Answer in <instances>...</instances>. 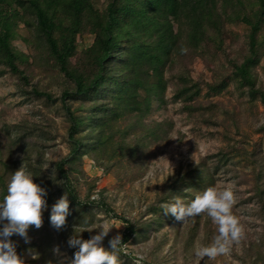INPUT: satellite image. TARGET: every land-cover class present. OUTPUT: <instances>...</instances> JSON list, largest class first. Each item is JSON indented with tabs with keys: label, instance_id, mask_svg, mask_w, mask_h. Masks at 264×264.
Returning <instances> with one entry per match:
<instances>
[{
	"label": "trees",
	"instance_id": "obj_1",
	"mask_svg": "<svg viewBox=\"0 0 264 264\" xmlns=\"http://www.w3.org/2000/svg\"><path fill=\"white\" fill-rule=\"evenodd\" d=\"M235 25L246 29V47L240 60L230 58L227 74L213 75L207 81L194 78L187 64L195 58L216 62L224 43L236 33ZM84 31L93 34L86 46L77 38ZM16 40L25 48L18 47ZM263 55L264 0H0V74L16 78L15 84L25 100L43 98L49 105L59 102L55 109L64 110L68 145L65 155L51 160L58 173L49 175L42 165V148L50 146L47 140L52 135L46 128L49 120L0 123V134L6 138L0 139V200L6 195L12 173L23 161L34 183L46 190V205L55 199L56 192L60 197L65 192L69 195L74 219L67 229L68 238L74 230L79 235L78 225L91 223L92 205L110 210L102 191L97 198L90 197L95 182H90L80 196L81 182L72 172L83 174L77 165L84 156L109 171L111 165L106 162L110 159L127 153L139 155L149 141L167 136L170 119L150 117L166 104L170 82L172 99L182 101L187 114L204 108L200 96L218 95L230 81L248 101L260 100L264 104V88L257 84L255 73ZM28 65L55 77L61 87L59 94L32 82L31 73L25 70ZM166 71L171 72L169 76ZM39 116L46 119L43 112ZM37 143L40 147L35 148ZM16 147L22 151L18 159L13 158ZM32 149H36L34 156ZM212 172L210 166L200 162L188 174H181L166 191L163 204L178 193L188 195L191 189L204 188ZM255 175L258 186L264 179V170L259 168ZM263 185L264 181L259 199L264 218ZM45 211L43 226L28 229L40 234L37 239L22 241L18 234L10 239L18 256L30 252V260L36 264H57L51 253V209ZM148 211L153 214L148 225L163 223L161 205H151ZM118 217L125 222L121 234L125 242L137 228L127 217Z\"/></svg>",
	"mask_w": 264,
	"mask_h": 264
},
{
	"label": "rangeland",
	"instance_id": "obj_2",
	"mask_svg": "<svg viewBox=\"0 0 264 264\" xmlns=\"http://www.w3.org/2000/svg\"><path fill=\"white\" fill-rule=\"evenodd\" d=\"M233 28L236 33L224 43V50L218 52L216 62L195 58L187 64V69L194 78L207 81L211 80L213 75L227 74L230 72V58L240 60L246 47V29L239 25ZM92 37L93 34L84 31L82 36L77 38L86 46L92 41ZM15 44L25 48L20 40H16ZM77 55L72 58L73 61ZM29 65L24 67L26 72L31 73L32 82H36L40 88H47L59 94L61 87L56 83L55 77L38 66ZM170 73L166 71V76ZM255 73L257 84L264 88V55L256 66ZM15 83L14 76L0 74V123L25 119L42 122L49 120L50 126L46 128L51 130L52 135L47 140L50 146L42 148V165L47 174L58 173L51 160L68 152L64 110L55 109L59 102L49 105L43 98L25 100ZM227 87L218 95L200 96L199 100L204 104V108L194 114H187L182 107V101L172 99L173 85L170 82L166 90V104L158 107L150 117L170 119L167 136L149 141L148 146L139 155L127 156V153L110 159L106 162L111 165L109 171H103L102 167L93 163L89 157H83V162L77 165L83 170V174L77 170L72 172L73 175L79 176L80 196L83 197L90 182H95L90 197L97 198L102 191L110 210H105L100 204L92 205L89 214L91 223L78 225L82 239L87 240L97 234L98 230H87L98 228L108 219L114 222L115 227L103 241V246L109 248V240L117 234L121 235L124 230L125 222L118 217L122 215L137 229L122 242L118 253L119 264H196L194 247L211 243L216 235V225L207 215L191 218L182 224L169 214H161L163 223L148 225L147 222L153 216L148 211L149 206L162 205L163 196L179 176L188 174L195 165L202 162L203 166H210L213 171L211 181L202 189H191L188 195L176 194L168 203L180 198L188 204L197 194L209 187L231 188L236 200L232 213L243 226L244 236L238 245L233 246L229 256H219L214 261L206 259V264H264V218L260 207L262 201L259 199V190L262 189L264 179L258 182V186L261 185L258 187V178L255 175L259 168L264 170V104L260 100L248 101L245 95L240 94L233 81H230ZM201 94L204 95V89ZM40 112L44 113L46 119L39 116ZM35 134L38 136L37 131ZM0 139L6 140L2 134ZM35 139L36 137L32 140ZM37 147H40L39 143L35 144V148ZM35 154L36 149H32V155ZM21 155L22 151L16 147L13 158L18 159ZM19 163L20 166L24 164L23 161ZM216 164L218 166L214 169ZM56 193L55 199L46 205L45 213L46 209H52L61 198L58 192ZM73 219L74 213L69 208L66 225L62 229L57 231L49 225L54 236L51 253L57 264H70L78 250V247H70L68 244L71 236L68 238L70 233L67 229L72 226ZM27 235L29 241L40 236L38 232L29 230ZM18 236L22 241L25 240ZM57 248L58 251H55ZM32 255L30 252H24L19 257L24 264H36L30 260ZM201 264L205 262L201 261Z\"/></svg>",
	"mask_w": 264,
	"mask_h": 264
},
{
	"label": "clouds",
	"instance_id": "obj_3",
	"mask_svg": "<svg viewBox=\"0 0 264 264\" xmlns=\"http://www.w3.org/2000/svg\"><path fill=\"white\" fill-rule=\"evenodd\" d=\"M186 53L187 49H181ZM54 175V172H53ZM189 189H185V192ZM46 190L34 183L33 176L25 166L12 173L7 184L6 195L0 200V264H24L16 252V246L10 239L14 234L30 239L27 231L31 226L39 229L43 225V212L46 207L44 196ZM68 194L59 198L52 206L50 223L59 231L66 225L69 214ZM235 195L231 188L209 187L197 194L188 204L180 198L173 203L161 205L165 215L170 214L182 224L200 215H207L216 225V235L211 243L194 247L196 264L207 260H216L219 256H229L233 246L238 245L244 236V228L239 219L233 215ZM115 228L114 222L105 219L96 229L97 234L89 239H82L75 234L68 240L70 247H78L70 264H119L118 253L122 245V237L117 234L109 240V248L103 246V241L110 231ZM83 232V231H82ZM81 232V233H82ZM58 251V248L55 249ZM35 258V257H34Z\"/></svg>",
	"mask_w": 264,
	"mask_h": 264
}]
</instances>
